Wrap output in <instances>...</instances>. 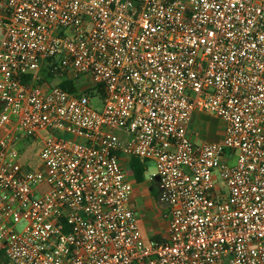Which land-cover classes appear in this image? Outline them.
<instances>
[{
  "label": "built area",
  "instance_id": "built-area-1",
  "mask_svg": "<svg viewBox=\"0 0 264 264\" xmlns=\"http://www.w3.org/2000/svg\"><path fill=\"white\" fill-rule=\"evenodd\" d=\"M196 114L224 122L221 142L191 140ZM131 158L155 163L160 240L140 229ZM0 251L264 264V0H0Z\"/></svg>",
  "mask_w": 264,
  "mask_h": 264
},
{
  "label": "crops",
  "instance_id": "crops-1",
  "mask_svg": "<svg viewBox=\"0 0 264 264\" xmlns=\"http://www.w3.org/2000/svg\"><path fill=\"white\" fill-rule=\"evenodd\" d=\"M213 119L218 120L217 125L212 124ZM198 132H199V135H198ZM223 136H224V122L221 119L216 118L214 116L207 115V114H196L193 117V120H192V123L190 126V138L193 142H195V143L221 142L223 140ZM146 168H148V163H146ZM124 169L129 174L130 179L135 182V187L137 189L136 185L139 183H137L135 178H134V174H133L132 168L130 166V159L124 160ZM144 182L141 184H144ZM154 183H156V182H154ZM135 187H134V192H133V196H132V206H133V208L137 214L139 226H140V229H141L144 237L146 238V235H147L148 238H146V239H158V238L162 239V238H165L167 235V226H166V229L161 228L159 222H157V220H156L158 214H155V212H154L152 214V216L150 218H147V219H143L142 217H140L138 215V212H137L138 206L136 204L137 203L136 198L138 195V191L135 189ZM154 189L156 191V188H153L152 196H155L158 198V195L156 196L154 194V192H155ZM145 211H148V210L145 209ZM159 233H162V237L157 236V234H159Z\"/></svg>",
  "mask_w": 264,
  "mask_h": 264
},
{
  "label": "rangeland",
  "instance_id": "rangeland-1",
  "mask_svg": "<svg viewBox=\"0 0 264 264\" xmlns=\"http://www.w3.org/2000/svg\"><path fill=\"white\" fill-rule=\"evenodd\" d=\"M41 77H42V82H46L47 81V75H46V71H42L41 73ZM61 81V78L57 77V78H53L50 82L51 83H55V84H59ZM48 83H50L49 81H47ZM81 89L85 90V93L87 95H92V93L90 92L89 89L86 85H82L80 87ZM91 105L94 109L100 111L103 108V99L101 96H97L91 99ZM213 125H217L218 124V120L213 119L212 121ZM199 135V132H198ZM41 146V143H34L33 144V148H32V152L34 154H36L39 150ZM27 156V155H26ZM26 156L24 154H22V158L23 160L26 159ZM147 172L145 175V182L144 184H137V189L135 187V189L138 191V195L136 198V204L138 206V215L140 217H142L143 219H147L150 218L152 216V214L155 212V214L157 215V222H159L160 226L162 229H166L167 226V222H168V217H169V210L166 207V205H164L161 201L160 198L152 196V190L153 188H156V192L158 191V187L157 184L154 183L151 180L152 175L156 172V168H155V163L154 162H150L148 163V168H147ZM155 190V189H154ZM151 206V207H150ZM148 210V211H145ZM24 227V223H20L19 225H17V230L20 231L22 230ZM157 236H161L162 237V233L157 234ZM146 238H148V236L146 235ZM5 264H10L7 260L5 262Z\"/></svg>",
  "mask_w": 264,
  "mask_h": 264
},
{
  "label": "trees",
  "instance_id": "trees-1",
  "mask_svg": "<svg viewBox=\"0 0 264 264\" xmlns=\"http://www.w3.org/2000/svg\"><path fill=\"white\" fill-rule=\"evenodd\" d=\"M44 71H46V70H44ZM46 75H47L46 79L49 82L54 78V76H52L51 74L46 73ZM27 78L29 79V77H27ZM59 86L65 90H67V91H70V92H74L76 90L75 85L71 81L61 80L59 83ZM99 94H102V91H100ZM130 166L132 168L136 182L139 184L143 183L145 181V175L147 172L146 163L140 159L131 158L130 159ZM154 194L157 196L158 191L157 192L155 191ZM158 239L160 240V238H158ZM5 262H6V259L4 257V254L2 252H0V264H5Z\"/></svg>",
  "mask_w": 264,
  "mask_h": 264
}]
</instances>
